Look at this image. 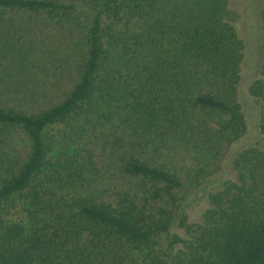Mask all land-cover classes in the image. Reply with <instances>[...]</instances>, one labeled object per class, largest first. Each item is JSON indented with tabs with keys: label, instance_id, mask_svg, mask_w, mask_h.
Here are the masks:
<instances>
[{
	"label": "trees",
	"instance_id": "16d2710c",
	"mask_svg": "<svg viewBox=\"0 0 264 264\" xmlns=\"http://www.w3.org/2000/svg\"><path fill=\"white\" fill-rule=\"evenodd\" d=\"M230 0H0V264H264V79L248 129ZM264 31V0L260 12Z\"/></svg>",
	"mask_w": 264,
	"mask_h": 264
},
{
	"label": "rangeland",
	"instance_id": "374dc122",
	"mask_svg": "<svg viewBox=\"0 0 264 264\" xmlns=\"http://www.w3.org/2000/svg\"><path fill=\"white\" fill-rule=\"evenodd\" d=\"M230 8L237 17L239 31L247 43V57L240 93L246 108L248 129L233 146L220 174L189 196L184 211L190 220L202 219L204 211L209 206L205 198L206 191L217 187L225 178L232 175L231 163L235 154L260 138L259 102L251 94L250 87L256 79H264V31L260 18L262 0H230Z\"/></svg>",
	"mask_w": 264,
	"mask_h": 264
}]
</instances>
